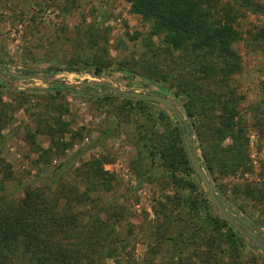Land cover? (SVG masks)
<instances>
[{"label": "rangeland", "instance_id": "374dc122", "mask_svg": "<svg viewBox=\"0 0 264 264\" xmlns=\"http://www.w3.org/2000/svg\"><path fill=\"white\" fill-rule=\"evenodd\" d=\"M215 1L220 13L231 6L230 0ZM255 1L264 5V0ZM231 10L235 14L231 23L238 35L231 45L237 66L226 77H203L186 70L191 61L186 52L171 57L161 50L155 55L148 52L146 58L140 56L150 22L133 12L128 0H0V197L18 199L27 187L42 189L51 197L60 189L86 193L85 202L79 204L72 198L68 205L80 222L95 218L98 211L105 221L104 244L96 258L100 264H172L176 254L171 242L160 238L167 227L163 212L174 207L171 204L165 210L163 201L166 195L176 197L175 184L168 172L163 173L161 160L144 156L138 146L140 132L161 133L165 127L170 132L177 122L158 104L132 102L122 109L123 97L115 96L113 102L101 99L112 96L111 90L103 96L92 94L110 85L171 97L190 118L194 155L219 196L236 205L264 232V16L245 9ZM94 55L105 65L99 73L73 64L80 57ZM177 64L183 66L184 77L194 81L196 92L211 89L233 94L238 124L243 128L238 142L227 136L220 148L211 149L215 137L209 131L199 135L194 117L185 107L186 98L176 97L157 79ZM63 84L85 93L59 89ZM139 107L151 118L143 116ZM189 125L180 131L182 148ZM239 141L247 165L232 170L233 165L227 164L224 170L220 165L229 153L222 149ZM208 149L214 154L212 169L205 163ZM93 159L101 162L105 179H85L82 172ZM178 174L183 176L184 171L179 169ZM183 192L202 206L196 191L184 187ZM66 200L60 199V207ZM208 201L211 215L223 219ZM175 212L172 209L170 217ZM201 214H206L203 206ZM176 224L173 221L165 234L187 231ZM231 227L239 239L236 243L240 242L235 264H264V250ZM227 245L228 240L221 242L222 247ZM207 247L201 251L218 257L216 250ZM113 248L115 256L109 257ZM194 254L192 247L186 249L179 255L180 264L189 259L191 264H205ZM223 261L229 264L232 257ZM213 263L211 258L209 264Z\"/></svg>", "mask_w": 264, "mask_h": 264}, {"label": "trees", "instance_id": "16d2710c", "mask_svg": "<svg viewBox=\"0 0 264 264\" xmlns=\"http://www.w3.org/2000/svg\"><path fill=\"white\" fill-rule=\"evenodd\" d=\"M128 1L133 12L141 14L144 20L150 22L149 33L142 41L140 56L146 58L148 52L155 55L161 50L169 53L171 57L175 56V52H186L191 56L186 70L194 71L197 76L203 77L212 74L226 77L237 66L233 60L236 53L231 45L238 35L231 23L235 19L231 9H245L264 16V5L255 0H230V9L225 8L222 13L218 12L219 5L215 0ZM154 37H157L158 41ZM73 64L78 68L93 69L98 73L105 68L95 55L80 57ZM183 69V66L177 64L161 73L157 79L165 83L167 90L176 97L183 95L186 98L185 107L194 117L199 135L204 136L205 132L209 131L215 137L211 149L220 148L222 140L227 136L232 138V142H238L242 137L243 128L238 124L239 112L233 94L226 90L215 92L211 89L196 92L194 81L184 77ZM101 99L113 102L117 98L112 95ZM121 100L124 101L122 109L132 102L138 105L146 103L142 100L132 101L130 98ZM141 107L139 112L151 118V114ZM168 130L165 127V131L161 133L140 132L138 151L149 159L161 160L163 173L168 172L172 183L175 184L176 197L166 195L163 201L166 202L165 210L168 205L173 204L174 207L163 212L167 227L162 230L160 238L171 242V248L176 254L172 264L182 263L179 255L190 247L195 251L194 257L199 256L205 264H209L211 258H214L213 264H222L226 256L232 257L229 264H235L240 248V242H236L239 239L224 219L213 217L209 212L207 195L199 186L180 144L181 128L176 125L170 132ZM49 135L51 139L54 138L52 131ZM244 140L247 141V138ZM211 149L205 151V163L212 169L214 154L210 153ZM223 150L229 153V158L220 165L224 170H227V164L230 167L233 165L232 170L247 165L248 159L245 157L242 141L234 143L231 147H224ZM88 164L90 167L82 172L85 179L106 178L107 174L101 169L99 160L93 159ZM179 169L184 171L183 176L178 174ZM184 187L199 194L205 208L204 216L201 214L202 206L198 204V200L192 199L189 194L185 195ZM59 191L60 193L51 197L42 189L27 187L18 199L0 197V264H100L96 258L100 257L99 249L104 244L105 235L102 232L107 228L105 221L101 219L98 211L95 218L90 217L80 222L79 216L72 213L68 203H71L72 198H76L74 202L79 204L85 202L86 193H83V196L81 193L64 189ZM247 191L245 190V193ZM260 196L263 198L262 194ZM62 198L68 200L60 207L59 201ZM172 209L176 212L170 217ZM173 221L180 228H188L187 231L166 235L165 232ZM197 222L199 225L195 226ZM223 229L225 231H222ZM223 240H228L229 245L222 247ZM204 246L216 250L218 257H210L208 250L201 251ZM115 250L113 248L108 256H115ZM191 263L190 259L185 262Z\"/></svg>", "mask_w": 264, "mask_h": 264}, {"label": "water", "instance_id": "95a60500", "mask_svg": "<svg viewBox=\"0 0 264 264\" xmlns=\"http://www.w3.org/2000/svg\"><path fill=\"white\" fill-rule=\"evenodd\" d=\"M27 76L33 77V75ZM0 82H3L1 76ZM59 89L85 93V91L75 89V87L67 84H63L62 88ZM107 90H111L113 92L112 95L116 97L147 101L165 107L174 117L177 125L181 128V131H183V126H186L187 123H190L189 127H186L185 129L182 142L188 164L191 166L199 186H201L203 192L207 195L210 202L214 205L216 210L228 224L233 226L242 235H245V237L250 239L260 249L264 250V232L257 225H254L253 221L236 205L227 202L225 199L219 196L212 179L203 169L200 161L195 157L189 134L190 130L192 129L190 118L185 117V113L180 110V108L174 103L173 99L169 96H164L152 91L142 92L138 90H124L110 85H107L105 90L100 92H92V94L103 96L106 94ZM232 211H238L237 215H235Z\"/></svg>", "mask_w": 264, "mask_h": 264}]
</instances>
